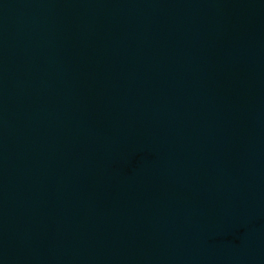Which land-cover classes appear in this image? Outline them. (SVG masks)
<instances>
[{"label": "water", "instance_id": "water-1", "mask_svg": "<svg viewBox=\"0 0 264 264\" xmlns=\"http://www.w3.org/2000/svg\"><path fill=\"white\" fill-rule=\"evenodd\" d=\"M0 264H264V0H0Z\"/></svg>", "mask_w": 264, "mask_h": 264}]
</instances>
